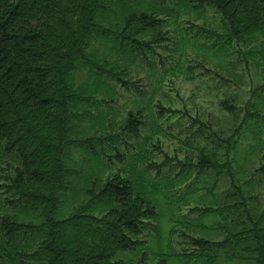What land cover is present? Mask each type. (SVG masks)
I'll return each instance as SVG.
<instances>
[{"label": "trees", "instance_id": "1", "mask_svg": "<svg viewBox=\"0 0 264 264\" xmlns=\"http://www.w3.org/2000/svg\"><path fill=\"white\" fill-rule=\"evenodd\" d=\"M151 1L135 0V6L130 7L125 0H0V152H14L19 161L5 189L11 197L1 196L0 183V264H172L174 260L218 264L221 254L213 249L214 244L224 248L226 257L264 264V208L253 211L248 201L253 194L247 189L250 183L251 191L259 179L252 183L253 174L244 173L246 160L236 153L245 129L253 133L250 153L264 148L258 127L256 130L249 121L258 114L263 116L258 112L264 106L253 92L245 100L242 95L220 96L221 110L227 108L233 117L244 112L231 127L218 116L202 119L200 111L190 117L197 125L187 126L186 135H191L197 159L187 161L188 167L196 164L216 172L225 170L232 187L218 192L216 201L206 206L199 204L198 176L189 169L182 176L179 170L166 172L161 178L151 172L156 162L152 133L155 128L164 130L160 123L148 126L140 139H123V151L113 144L114 153L110 152L111 144L106 151L101 147L100 152L96 144L109 141L117 132L84 139L71 135L72 110H80L85 100L88 103V95H113L104 73L127 82L122 69L109 66L108 52L99 57L87 52L95 34L101 46L103 40L116 45L120 41L136 45L142 54L141 47L149 44L138 40L139 34L154 29L151 35L161 37L156 26L163 18L158 14H168L174 8H185L182 13L187 14L211 4L227 29L223 33V28L219 38L242 43L261 39L264 47V0H171L172 6L161 3L163 0ZM146 4L150 5L143 9ZM190 46L196 54L197 48ZM219 51H223L221 47ZM79 68H86L91 78L76 85ZM149 103L144 110L141 106L129 109L121 130L139 136L141 123L143 133L145 124L165 111L174 118L173 123L179 122L184 112L176 115L161 101ZM203 127L219 141H212ZM70 143L87 145L82 154L96 161V168L80 182L82 186L71 183V170L79 167L80 157L66 158L65 148ZM129 146L134 150L127 152ZM103 154L116 157L120 166L107 172ZM259 157L263 162L254 164V169L264 168V152ZM179 162L183 166L185 161ZM161 164L157 163L158 169ZM65 189L71 191V198L64 197ZM80 194L81 201L74 203L73 198H80ZM3 197L11 204L17 202L13 205L16 208L5 210ZM189 200L194 205L188 206ZM182 206L197 210L199 218L190 219L187 211L186 219L177 218L183 215ZM177 222L194 241V252L173 246ZM214 229L223 234L220 240L211 236Z\"/></svg>", "mask_w": 264, "mask_h": 264}, {"label": "rangeland", "instance_id": "2", "mask_svg": "<svg viewBox=\"0 0 264 264\" xmlns=\"http://www.w3.org/2000/svg\"><path fill=\"white\" fill-rule=\"evenodd\" d=\"M151 2L154 3V0ZM125 3L130 7H134L136 4L135 0H125ZM161 3L172 6L174 1L163 0ZM149 5L146 4L142 8L144 9ZM183 11L185 8H174L168 14H158L159 17L163 18L156 26L161 37L157 39V35H151L154 29L147 34H139L138 40L146 41L149 44L148 47H141V50L144 49L142 54L136 45H124L120 41L116 45L113 41L103 40L104 46L102 45V47L100 38L95 34V37L90 40L87 52L94 54L95 57H99L103 51L108 52L109 66L122 69V76L127 82L123 83L114 76L104 73L103 77L110 84L109 88L113 90V95L101 93L88 95L91 97L88 103L85 100L81 103L84 106L80 110H72L69 125L73 131L72 137L80 139L89 136V138H94V134L99 136L108 132H117V135L109 141L96 144L99 152L101 147L106 151L111 144L110 152L114 153L116 150L112 147L113 144L118 150L123 151L125 148L123 139L127 141L140 139L148 126L154 122L160 123L164 130L162 128L156 130L155 128L152 133L156 145L153 147V160L156 162L154 167L151 166V172L157 178H161L162 174L166 172L175 173L179 170L182 176L189 169L191 174L198 176L195 185L200 186L197 191L201 197L199 204L206 206L216 201L218 192L232 188L228 184L229 175L225 170L216 172L211 167L199 168L196 164L188 167L187 161L194 162L197 159V150L193 147L191 135H186V127L192 124L193 128L197 125L191 122L190 117L195 116L199 111L202 119L218 116L219 119L226 122L228 127L240 120L244 112H240L238 117H233L227 108L221 110L218 100L223 94H230L234 98L242 95L245 100L253 92L255 98L259 99L264 106V47H262L263 41L261 39L242 43L235 39L226 42L225 37L224 39L219 38L218 36L221 35L220 33L225 27L219 12L211 4H204L190 10L187 14L182 13ZM197 11H201L202 14L197 16ZM226 32L227 29L225 28L223 33ZM207 44H212L213 48L207 47ZM190 45L197 48L196 54L192 52ZM218 47H221L223 51L217 52ZM75 77V84L79 85L82 82H87L91 75H88L86 68H79L75 72ZM147 101H150V106L161 101L164 105H169L176 115L184 111L179 118L181 123L178 121L173 123L174 118L170 117L169 111H165L157 119L149 120L143 128V133L144 123H141L139 136L129 130H121L128 110L140 106L144 110L147 108ZM258 113H262L263 116L259 117L258 114L257 118L250 117L249 121L256 130L258 127L259 142L264 143V108L260 109ZM77 114L80 116L78 117ZM141 116L143 120L146 119L143 112ZM242 128L244 129V127ZM203 131L209 134L212 141H219L218 136L210 132L207 127H203ZM243 132L245 133L238 141L236 153L240 157L243 156V160H246L244 173L253 174L252 183L259 179L252 185L253 187L251 186V191L249 189L250 183L247 184V189L253 194L252 199L248 200L252 202L253 211L256 208L261 211L264 208V168L254 169L253 165L262 164L263 160L259 156L264 152V148L257 149L252 155L250 145H253L254 141L250 134L253 133L246 129ZM179 138L184 143L181 142L180 144ZM84 147L87 145L70 143L65 148L66 158L80 157L79 167H74L70 174L73 186L77 184L82 186L80 182L96 168V161L89 158L88 155L82 154ZM130 148L132 151L134 150L129 146L126 151L129 152ZM233 153L232 150L229 155L232 156ZM102 159L106 164L107 172L114 171L118 165L120 166L116 157L103 154ZM252 159L255 160L254 163ZM179 160L185 161L183 166ZM159 161L162 164L158 169L157 163ZM232 161L237 165L235 158H232ZM18 163V158L14 152H0V183H3L1 196L11 197L10 192L5 189ZM235 168L233 167L234 173L237 172ZM252 171L253 173H251ZM215 179L216 184H214ZM175 187L184 186L176 185ZM204 188H212L214 192H206ZM62 194L66 198H71L70 190L65 189ZM82 197L83 194H80V198L75 196L73 198L74 203L80 202ZM221 198L222 194L220 200ZM193 203L189 200L188 206L194 205ZM15 204L17 202L11 204L7 198H4L5 210L10 211L16 208L13 206ZM188 206L181 207L180 212L183 215H177V218L182 220L188 216L190 219H193L192 217L198 219L197 210H188ZM185 211H187V216ZM213 215L217 217V215ZM182 229L181 224L177 222L176 231L172 237L173 246L177 250L186 249L194 252L196 249L194 241L186 236ZM191 233L200 232L191 231ZM211 236L214 240H220L223 234L214 229ZM212 247L215 251L218 249L221 254L218 264H255L253 261L240 257L224 256L222 246L217 247L214 244ZM239 247L241 248V244ZM212 260L214 259L210 258V261ZM172 264H181V262L174 260Z\"/></svg>", "mask_w": 264, "mask_h": 264}]
</instances>
